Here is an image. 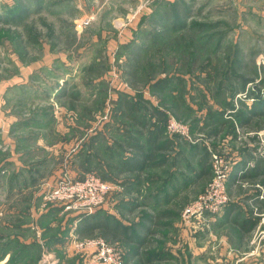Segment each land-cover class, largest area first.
<instances>
[{"label": "rangeland", "instance_id": "obj_1", "mask_svg": "<svg viewBox=\"0 0 264 264\" xmlns=\"http://www.w3.org/2000/svg\"><path fill=\"white\" fill-rule=\"evenodd\" d=\"M101 1L94 6L95 12L85 13L83 6H67L66 0H37L45 11H27L17 24L6 23V13L0 14V115L3 121L8 119L5 131L0 129V264H95L94 248L80 251L74 241L99 239L110 248L117 247L123 264L138 263L139 258L133 255L140 250L141 259L146 260L152 252L155 256L152 262L142 264L246 262L229 260L227 253L220 251L219 245L216 247L221 242L218 236L208 235L218 214L184 216V212L207 191L214 177L212 154L234 164V148L249 147L254 139L264 148V117H257L256 124L246 130L238 126L235 118V113L244 110L241 102L248 101L251 91L264 97V0H176L184 1L189 10L192 7V12L187 13L193 15L190 26L195 30L168 33L161 43L150 46L139 67L123 52V46L128 44L114 42L115 36L129 31L137 22L140 24L147 13V18L165 11L172 16L173 9L162 4L175 0H125L110 7ZM31 2L21 0L24 5ZM86 5L93 6L89 0ZM135 12L139 14L132 19ZM121 22L123 26H119ZM132 64L138 69L135 79L131 76L135 71ZM177 78L184 82L181 87L185 91L175 87ZM162 79L167 83L157 86ZM164 86V91H159ZM66 87L74 88L75 96L63 102L59 95L63 89L67 91ZM85 99L91 102H84ZM131 100L136 101L139 110L130 114L145 117L146 126H150L148 116L161 110L158 127L168 137L204 145L211 172L202 180L205 183L198 187V194L181 209L177 204L171 205L168 213L173 215L174 225L168 222L171 229L165 235L153 236L152 243L139 245L142 238L132 242L131 236L128 239L115 232L110 236L71 234L73 213L82 218L104 211L103 208L117 211L118 205H112L116 193H109L104 206L92 214L67 211L61 202L46 201L48 189H34L35 173L44 168L39 160L47 162L52 157L57 163L54 154L61 156L63 152L57 163L62 174L54 182L64 175L73 180L97 176L89 171L83 176L71 175L70 164H77L84 139L87 141L100 128L108 142L114 141L110 121L123 115L119 111L122 101ZM218 112L231 124L215 136L220 131L215 123L220 119ZM66 122L73 125L66 147L57 148L56 143L50 152L38 146L39 138L48 143L56 141V131ZM171 123L182 126L184 134L175 135ZM120 125L123 130L127 127L124 122ZM47 164L51 166L50 162ZM227 194L230 198L228 187ZM57 206H62L64 215L52 213L51 207ZM263 218L264 215L260 219ZM251 239L253 246H260L264 232ZM209 246L214 250L209 252ZM200 250L209 254L205 257ZM245 264L254 261L247 260Z\"/></svg>", "mask_w": 264, "mask_h": 264}, {"label": "crops", "instance_id": "obj_2", "mask_svg": "<svg viewBox=\"0 0 264 264\" xmlns=\"http://www.w3.org/2000/svg\"><path fill=\"white\" fill-rule=\"evenodd\" d=\"M89 1L93 4L92 7H87V0H66L65 3L67 6L71 4L77 8L83 6L81 9L83 12H95L96 8L94 6L100 3L98 2L99 0ZM123 1L125 0H103L101 3L110 7L115 2L121 3ZM19 7L15 0H0V14L12 10L15 11ZM42 8L37 0L35 2L32 0L31 3L23 6V10L29 12L45 11ZM188 11L192 12V7ZM5 15L3 18H5ZM148 16V13L145 14L140 24L137 22L136 25L133 24L131 26L129 31L123 32L119 37L115 36L114 42H117V40L121 41V46L128 44L123 46V52L130 59H135L137 53L142 58L150 48L149 38L137 35L138 32L144 30V27H146L145 29L149 27ZM191 20L190 18L187 21V26H190ZM115 21L116 23L118 22L117 20ZM123 25V22L119 23V26ZM140 48L142 50L139 52ZM97 56L95 57L96 59ZM83 58H86V56H83ZM84 62L86 60L83 59L82 64ZM179 81L182 80L177 78L176 85L174 84L175 87L177 88L178 86L181 91H185V87H181L185 86L183 85L184 82ZM165 86L161 87V89L165 88ZM68 87H66L67 91L62 88L63 91L59 95L61 101L64 100L63 102L74 99L75 93L72 90L74 88L70 90ZM1 88L0 92L2 91ZM83 94L85 93L80 95ZM83 101L87 102L90 100L85 99ZM249 101L241 102V105L244 103L246 107L248 106V109H245L244 105V110L240 112L241 121H238V126L244 130L256 124L254 122H257L256 118L259 116L255 115L264 110V101H262L257 106L256 113L253 114L252 112L251 115L250 110L253 107V102L249 103ZM128 102L122 101L121 107L119 106V111L121 113L122 110L123 115L115 117V121H110L109 129L114 141L111 139L108 142L106 133H103V128H100L87 141L84 139L82 149H86L80 150L77 164L74 167L70 164L69 170L71 175L75 176H83L88 171L93 172L102 180L112 183L116 188L114 191L117 196V199L112 201V205H118L116 207L117 211L105 208L103 210L108 211L114 220L131 227V238L132 236L135 237V234L140 233L139 235L143 237V244L147 243L146 241L152 243L153 236L165 235L167 230L171 229L169 227L170 223H168L173 220V215L168 213L171 205L177 204L181 209L189 198L191 199L198 194V187L205 183L202 180L204 178L206 180L208 173L211 172L210 158L204 145H197L180 137H168L161 130V126L158 127L160 124L157 118L163 114L161 110L156 109V115L153 113V117L148 116L150 118V126H146L145 117L140 119L130 114V112L134 113V110H139L136 101L131 100L130 103ZM218 113L216 115H219L220 119L215 121V123L219 124L218 128H220V131L214 133L215 136L222 133V130H225L226 126L231 124L230 120L224 119L223 114ZM1 117L2 115H0V129L5 131L8 127V119L6 118L3 121ZM123 122L127 125L124 130L120 125ZM63 126L60 131H56L59 135L56 141L48 143L46 140L39 138L38 146L50 152H52V145L56 143H58L57 148L66 147L64 144H67L66 141L69 142L66 137L70 134L71 126L73 125L66 122ZM138 130H141V133ZM137 147L140 149L138 150ZM262 150L264 148L260 145L258 139H254V143L249 145V147L234 148L233 160L235 163L227 183L231 199L227 206L218 214V217H215L211 222V233H208V235L211 234V238L218 236L221 242L217 243L216 247L219 245V250L226 252L229 260L230 258H233L232 260L243 259L242 261L246 262L247 260L254 261V264H264V240L260 241V246H253L251 243L253 239L251 237L262 234L260 231L264 232V223L261 222L264 218L260 219L264 215V188L260 189L258 187H264ZM54 155L57 157V163L59 158H63V152L61 156L58 153ZM48 162L51 163L50 167H48ZM57 163L53 162L52 157L47 162L39 160L40 167L44 168L35 173L37 180L33 181V184H35L34 189L38 190L41 187L48 189L54 186V179L60 173L62 174V171H58L59 165ZM48 168L49 171H47ZM206 171L207 174H205ZM61 207H51L52 213L64 215ZM77 216L74 213L71 215L72 224L69 226L71 234L76 232L79 235V229L87 220ZM172 222L174 225L175 221ZM131 240L133 242V238ZM205 250H200V252L204 253L203 256L206 257L210 251L214 250V247L209 246L208 253ZM180 252L182 254V249H180Z\"/></svg>", "mask_w": 264, "mask_h": 264}, {"label": "built area", "instance_id": "obj_3", "mask_svg": "<svg viewBox=\"0 0 264 264\" xmlns=\"http://www.w3.org/2000/svg\"><path fill=\"white\" fill-rule=\"evenodd\" d=\"M138 14L139 12H135L132 19ZM250 100L253 102V99ZM171 129L175 135L184 134L183 127L176 123H171ZM261 157L264 159V151L261 152ZM212 163L214 177L207 191L194 205L185 210L184 216L217 215L230 202L227 183L234 164L217 154H212ZM115 189L112 183L105 182L95 175L89 176L85 180H73L64 175L55 182L54 186L48 188L45 199L48 202H61L67 211H74L77 214H92L104 206L106 197ZM74 243V247L80 251L94 248V252H96L94 255L95 264H123V257L117 247L111 246L113 248H110V245L102 239L74 241Z\"/></svg>", "mask_w": 264, "mask_h": 264}, {"label": "trees", "instance_id": "obj_4", "mask_svg": "<svg viewBox=\"0 0 264 264\" xmlns=\"http://www.w3.org/2000/svg\"><path fill=\"white\" fill-rule=\"evenodd\" d=\"M15 3H17V5H19L20 7L16 8L15 11L12 10V11H9L6 13V15H5V17H7V19H5L6 23L7 22L12 23L13 22V23L17 24V23L22 22L23 15L27 12V11L23 10L24 4L21 3V0H15ZM165 4L167 5L166 6L167 9L170 10V8H168V6H170L173 9L172 16L167 14L168 13L167 11H165L163 13L154 12L152 14V16H150L148 18L149 27L147 29L143 30L142 32H138V34H137L140 37L149 38L150 46L156 45V43L159 40H161V42H162L168 33L169 34L183 33L187 29L195 30L194 26L192 28H191V26H187L188 25L187 21L192 17L190 15V13H187V11L189 9L185 5L184 1H176V0L172 1V2L167 1V3L165 2L162 5L164 6ZM149 30H151L152 32L149 33ZM141 50L142 49L140 48L139 52ZM138 54L139 53H137V55L135 56L134 61H135V63L138 64V67H139L141 56ZM130 67L135 70L134 72L131 71L132 72L131 76L133 79H135L136 75L138 74L137 66L135 65V68H134V65L132 64ZM179 82H183V81H179ZM163 83H167V81L162 79V81L157 82L156 85L157 86L158 85H164ZM159 91H164V90L160 89ZM262 96H263L262 93H260L258 91H251L250 94L246 97V99H248V100L253 99V107L250 110L251 115H252V112H253V114L256 113L257 106L260 105L262 101H264V97H262ZM243 101H246V100H243ZM242 105L244 107L245 104L243 103ZM246 108L248 109V106L246 107V105H245V109ZM239 112L235 113V118L237 119V121L240 122L241 120H240V113ZM255 116L264 117V110H261L260 113L256 114ZM137 149L139 150L140 148L137 147ZM83 218L86 219L87 221H85L86 223H84V225L81 226V228L79 229V234L81 236L88 235L89 233L90 234L91 233H97V234H100L103 236H110V235H112L111 233L115 232L117 234H120V233L123 234L128 239L130 238V234L127 233V231H129L131 229V227H127L124 224H121L119 221L114 220V218L110 214H107V212H105V211L98 210L92 216H87V217L85 216ZM139 234H135V237H133V241H134V238H142V239H139L137 242V243H139V245H142L143 244V237ZM158 250H160V249H158ZM134 253L135 254L133 256L135 258H139L138 263H135V264H142L143 262L144 263L152 262L153 258L155 257L153 255L154 253L152 252L151 255L148 256L147 259L145 260V259H141V256H143V253L141 250L136 251ZM158 258H160V257H158Z\"/></svg>", "mask_w": 264, "mask_h": 264}]
</instances>
